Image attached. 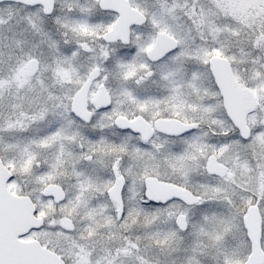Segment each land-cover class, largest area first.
Returning a JSON list of instances; mask_svg holds the SVG:
<instances>
[{"label":"snow or ice","instance_id":"obj_1","mask_svg":"<svg viewBox=\"0 0 264 264\" xmlns=\"http://www.w3.org/2000/svg\"><path fill=\"white\" fill-rule=\"evenodd\" d=\"M0 264H264V0H0Z\"/></svg>","mask_w":264,"mask_h":264}]
</instances>
